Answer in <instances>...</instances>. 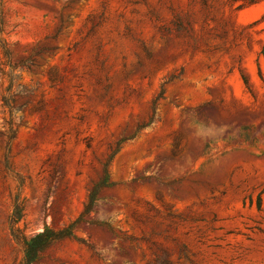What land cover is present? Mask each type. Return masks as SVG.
<instances>
[{"label":"rangeland","instance_id":"obj_1","mask_svg":"<svg viewBox=\"0 0 264 264\" xmlns=\"http://www.w3.org/2000/svg\"><path fill=\"white\" fill-rule=\"evenodd\" d=\"M0 18V264L104 175L32 264H264V0H0Z\"/></svg>","mask_w":264,"mask_h":264},{"label":"trees","instance_id":"obj_2","mask_svg":"<svg viewBox=\"0 0 264 264\" xmlns=\"http://www.w3.org/2000/svg\"><path fill=\"white\" fill-rule=\"evenodd\" d=\"M0 23H1V18H0ZM1 48L4 54L9 55L10 52L8 48L5 46V43L1 44ZM4 103L6 106H8L10 115H12V111L14 109H18V106H12L7 101V99H4ZM105 182H106V176L104 175L101 181H99L89 191L88 201L84 207L83 212L72 223H70L69 225L61 229H54L50 226L45 225L40 231H37L33 233L32 235H30L27 239H24L23 240V264H32L34 261L40 258V256L47 249V247H49L53 242L63 237H67L71 235V230L73 226L78 221L82 220L83 215L87 214L88 212L92 210L95 200L97 199L96 193L98 191V188L104 185ZM19 217H20V214L18 212V209L16 208L15 211L10 215V221L12 223H15Z\"/></svg>","mask_w":264,"mask_h":264}]
</instances>
